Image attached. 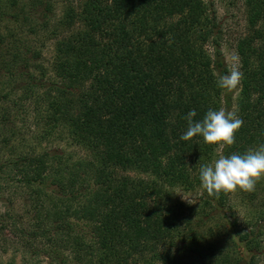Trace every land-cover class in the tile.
<instances>
[{"label":"trees","instance_id":"1","mask_svg":"<svg viewBox=\"0 0 264 264\" xmlns=\"http://www.w3.org/2000/svg\"><path fill=\"white\" fill-rule=\"evenodd\" d=\"M242 1L241 79L228 91L216 83L229 70L206 0H60V16L53 0H0V69L15 67L0 95V189L16 184L31 216L5 230L30 249L43 242L47 264H264V176L192 203L170 192L196 189L217 156L264 144V0ZM39 33L55 40L56 79L43 92L28 68L41 54L23 41ZM236 94L232 145L180 139L189 110L197 120L232 111Z\"/></svg>","mask_w":264,"mask_h":264},{"label":"rangeland","instance_id":"2","mask_svg":"<svg viewBox=\"0 0 264 264\" xmlns=\"http://www.w3.org/2000/svg\"><path fill=\"white\" fill-rule=\"evenodd\" d=\"M209 4V8L212 12L215 13V15L218 18V23L221 24L222 28V52L224 55L225 63L228 67V70H238L241 73V60L239 57V54L237 52V41L240 37L245 36L248 32V24L246 20V13L243 6L242 0H206ZM54 5L57 9V15H61L62 7L60 4V0H53ZM1 33H5V30L0 31ZM41 34V35H40ZM22 36V35H21ZM40 37L39 39H37ZM23 41H31V45L34 48V50H37L40 56H34V59L31 60V63L29 64L28 68L31 69L32 72H37L34 82H36L38 85L42 84L45 86V88H41L40 91L43 92L48 87H52L55 83V77L53 74L52 69V63L54 59V53H55V40L51 39L49 34H42L39 33V35H29L25 34L23 35ZM32 55V52H28L26 56L30 58ZM0 63H3L0 61ZM36 63H38L37 67H35ZM15 67L11 64H7L6 67H3V69H0V95L6 92L13 91L15 84L11 85V88L8 90V87L3 86L4 81L11 82L12 78L10 77V74L12 71L15 72ZM5 70H9L8 74L5 73ZM21 84V83H20ZM17 84V87L20 85ZM240 84V82H239ZM238 84V85H239ZM25 85V84H24ZM20 90V91H19ZM18 94L17 96L22 97H33L34 95H30L28 93L27 95V89H17ZM24 94V95H23ZM18 97L15 96L14 100H16ZM237 97L238 95H235L234 99V108L232 109V112L235 114L237 110ZM4 99H1L0 101V113L3 109H5L9 104H7ZM32 106V104H30ZM20 112H23L21 110ZM25 114V113H24ZM25 120V119H24ZM19 120V126H21L22 133L29 134L30 131L27 130L25 127V122ZM28 137L30 136L27 135ZM220 149L218 150V153L220 154ZM60 148L62 150H66V154L72 155L75 157L80 156L82 153L78 148H73L70 146H67L65 144L60 145ZM60 151V149H58ZM82 155V154H81ZM218 157V156H217ZM216 157V158H217ZM213 160L210 161V163ZM5 177V176H4ZM4 179V178H3ZM5 181V179H4ZM4 185H2L3 187ZM6 186L4 189H0V264H25V260L29 259L33 263L37 264H47L48 259H46V256L44 254V243L41 242L37 249H30L29 247L24 246V243L19 241L17 237L15 236V227L22 226L20 221H30L31 216L25 215L23 213V207L16 201L17 197H13L14 195L11 194L14 186H17L16 184H12L9 188ZM204 189L199 185L196 189L192 191H187L184 188L176 187V188H170V192L175 197L174 199L180 200L182 202L188 203V200L190 202H193L196 198H198L202 191ZM177 193V194H176ZM237 201V199H236ZM18 203V204H17ZM16 204L15 209H13V206ZM239 207L242 209V206L239 205ZM23 215V216H21ZM23 217V219H22ZM16 219V220H15ZM16 222V223H15ZM30 226V225H29ZM27 226V227H29ZM5 228H9L11 232H14V234L10 233L5 230ZM6 239H10V241H7ZM37 243L40 241H36ZM35 242V243H36ZM34 243V242H33ZM42 248V249H41ZM34 250L38 251L39 254L34 252Z\"/></svg>","mask_w":264,"mask_h":264},{"label":"clouds","instance_id":"3","mask_svg":"<svg viewBox=\"0 0 264 264\" xmlns=\"http://www.w3.org/2000/svg\"><path fill=\"white\" fill-rule=\"evenodd\" d=\"M240 79L241 73L232 69L216 81L217 87L232 91ZM196 116L195 109L189 110L185 115L187 128L180 136L181 140L202 137L205 144L232 145L235 133L243 124L241 118L223 108L219 110L209 108L202 119H194ZM261 176H264V144L243 153L219 155L211 163L201 165L198 178L201 187L209 196H218L221 192L228 193L237 188L251 191ZM188 202L192 203L189 200Z\"/></svg>","mask_w":264,"mask_h":264}]
</instances>
